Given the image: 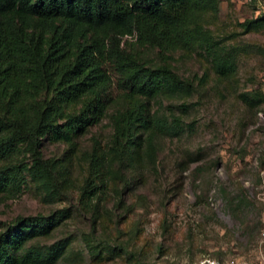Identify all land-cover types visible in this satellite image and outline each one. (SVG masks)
Returning <instances> with one entry per match:
<instances>
[{
  "label": "trees",
  "instance_id": "obj_1",
  "mask_svg": "<svg viewBox=\"0 0 264 264\" xmlns=\"http://www.w3.org/2000/svg\"><path fill=\"white\" fill-rule=\"evenodd\" d=\"M219 7L220 0H0V193L15 194L31 181L48 201L63 196L68 169L59 157L44 154L45 142L73 146L74 137L122 97L128 102L112 115L107 148L96 139L84 158L79 198L97 211L106 167L117 163L114 177L127 181L120 167L135 147L146 141L153 154L154 134L174 128L166 116L151 114L145 99L195 89L170 63V51L199 47L218 77L236 73L235 51L205 24ZM239 24L244 33L262 30L264 14ZM144 48L157 49L161 62ZM257 94V101L264 98ZM243 97L254 103L247 93ZM250 204L240 193L227 199L228 209L243 214L245 229L253 231L262 222L258 211L249 224L243 212ZM68 214L62 208L17 216L0 230V264L57 261L70 237L47 245L33 239L50 234Z\"/></svg>",
  "mask_w": 264,
  "mask_h": 264
},
{
  "label": "rangeland",
  "instance_id": "obj_2",
  "mask_svg": "<svg viewBox=\"0 0 264 264\" xmlns=\"http://www.w3.org/2000/svg\"><path fill=\"white\" fill-rule=\"evenodd\" d=\"M258 14H264V0H220L218 15L206 16L213 36L235 51L232 77H218L199 47L170 51V63L195 89L145 99L151 114L166 116L174 128L154 134L153 154L146 141L135 147L120 167L127 181L114 177L117 163L106 167L97 211L83 207L79 198L84 158L96 139L107 148L112 115L128 102L122 97L77 134L73 146L45 142L44 154L59 157L68 169L66 194L48 201L31 181L15 194L0 193V230L20 215L67 208L68 217L50 234L33 239L47 245L70 237L64 254L49 264H189L231 255L264 264V98L257 101L258 91L264 93V29L244 33L239 24ZM143 51L161 62L157 49ZM236 193L252 203L243 212L249 224L259 211V228L245 229L243 214L228 209L227 199Z\"/></svg>",
  "mask_w": 264,
  "mask_h": 264
},
{
  "label": "built area",
  "instance_id": "obj_3",
  "mask_svg": "<svg viewBox=\"0 0 264 264\" xmlns=\"http://www.w3.org/2000/svg\"><path fill=\"white\" fill-rule=\"evenodd\" d=\"M264 239V230L261 232ZM147 264H168L163 260L151 261ZM189 264H257L254 260H251L245 256L241 255H231L223 258L214 257V256H204L201 259L193 261Z\"/></svg>",
  "mask_w": 264,
  "mask_h": 264
}]
</instances>
